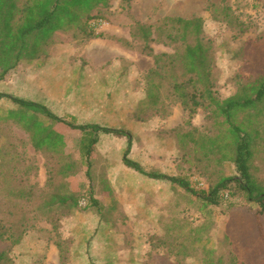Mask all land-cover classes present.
<instances>
[{
  "label": "rangeland",
  "instance_id": "374dc122",
  "mask_svg": "<svg viewBox=\"0 0 264 264\" xmlns=\"http://www.w3.org/2000/svg\"><path fill=\"white\" fill-rule=\"evenodd\" d=\"M90 13L93 16L83 20L82 29L70 26L54 31L44 46L45 54L21 62L0 88L32 97L64 119L129 131L131 159L146 170L184 175L196 190H206L221 176H234L231 162L216 164L214 156L202 157L201 143L194 146L187 141L189 148H185L180 142L177 133H218L206 111L199 109L186 121L168 80L156 76L154 80L161 82L155 93L159 103L151 107L146 102L147 80L156 67L153 56L179 49L156 26L165 17L203 20V36L215 48V89L224 99L239 83L264 73V0H109L107 6L99 5ZM227 20L233 24H226ZM141 26H150L152 40L144 37ZM89 29L94 36H88ZM14 107L7 99L0 100V115ZM1 119L0 150L5 147L7 155L0 162V224L11 231L30 229L11 247L16 264H62V257L65 264L110 260L148 264L145 257L152 251L156 252L152 264H202L203 247L222 264L233 254L238 264H264L253 245L256 234L264 251V213L257 214L256 202L226 215V205L236 198L225 191L218 205L209 206L212 216L202 223L199 203L184 190L123 165L124 136L100 134L87 176L78 150V130L61 123L53 126L65 144L62 154L56 155L37 150L27 132ZM18 186L23 187L22 198L8 193ZM55 194L71 199L59 205L50 201ZM77 198L75 208L72 199ZM183 216L192 219L191 225L174 221ZM198 225L197 233L189 232ZM245 232L251 238L244 237ZM168 234L190 242L197 236L194 256H175L178 247L169 244ZM162 239L165 243L156 249ZM86 244L91 256L85 254ZM7 248L9 241L0 239V251Z\"/></svg>",
  "mask_w": 264,
  "mask_h": 264
},
{
  "label": "trees",
  "instance_id": "16d2710c",
  "mask_svg": "<svg viewBox=\"0 0 264 264\" xmlns=\"http://www.w3.org/2000/svg\"><path fill=\"white\" fill-rule=\"evenodd\" d=\"M108 1L0 0V82L21 62L45 54L44 46H47L48 38L54 31L70 26L82 29L83 20L93 16L91 10L99 5L107 6ZM226 24L232 25L233 22L227 20ZM237 24L240 22L237 21ZM141 28L144 37L149 39L150 26H141ZM156 29L165 31V39L170 43H176L179 49L172 54L161 53L153 56L156 67L151 70L147 80L146 102L151 107L159 103L160 98L155 93L158 92L161 82L154 80L156 76L168 80L171 94L182 105L186 121H189L199 109L206 111L208 119L218 127V133L213 136L192 130L177 133L180 142L185 148H189L186 145L187 141L194 146L201 143L204 148L202 157L214 156L216 164H221L223 161L231 162L236 173L234 176H221L216 181L209 182L206 190H196L191 187L189 179L184 175H168L160 171L146 170L139 162L131 159L128 156L131 147L129 131L94 122L79 123L73 119H64L52 112L44 103L32 97L12 94L2 88H0V100L7 99L15 107L0 115L1 121L14 122L28 133L29 141L37 150L45 149L56 155L62 154L65 144L63 136L55 131L53 126L61 123L78 130L80 133L78 150L82 162L86 165L87 176H89L91 156L95 152L100 134L124 136L127 145L122 156L123 165L142 176L154 180H166L172 186L184 190L199 203L200 214L204 217L202 219L212 216L213 211L209 206L218 205L220 195L225 191L229 196L236 198V201L226 205V215L234 208L247 206L250 202L259 205L257 214L264 213V73L239 83L235 92L224 99H219L213 77L215 48L203 36V20L200 17H165ZM87 34L89 37L94 36L91 29ZM44 120H49V123L46 124ZM0 155H2L1 162L4 155H7L5 147L0 150ZM195 158L200 160L199 156ZM18 187L15 189L17 191L12 189L8 193L22 198L23 187ZM51 199V202L64 205L71 197L66 194H55L51 195ZM72 200V206L76 208L78 198ZM94 204H97L95 200ZM174 221H182L185 225H191L193 222L192 219L184 216ZM205 221L206 219L202 223ZM252 227L255 229L254 225ZM29 230L17 228L11 231L10 228L0 224V239L9 241L10 244V248L0 251V264H16L11 255V247L18 245ZM196 231H199V225L191 226L189 229L190 233H197ZM249 234L250 232H245L243 236L251 238ZM168 236L171 238L169 244L178 247L175 256L181 258L194 256L196 248L193 244L200 240L197 236L192 237L191 242L187 239H176L177 235L168 234ZM253 240L256 256L260 259L264 258L259 236L255 234ZM160 243L165 242L163 239L158 240L154 247L160 248L162 246ZM57 246L59 247V244ZM202 253V264H222L220 259H212V250L203 247ZM85 254L91 256L87 244ZM148 257L150 253L145 260ZM62 264H65L64 257ZM103 264L113 263L110 260L104 261ZM226 264H238V259L233 254Z\"/></svg>",
  "mask_w": 264,
  "mask_h": 264
},
{
  "label": "crops",
  "instance_id": "0c3cea01",
  "mask_svg": "<svg viewBox=\"0 0 264 264\" xmlns=\"http://www.w3.org/2000/svg\"><path fill=\"white\" fill-rule=\"evenodd\" d=\"M153 254H156V252H153V251H152V253H150V257H148V258H147V261H146L148 264H152V263H153V260H152V256H153ZM157 254H158V253H157Z\"/></svg>",
  "mask_w": 264,
  "mask_h": 264
}]
</instances>
